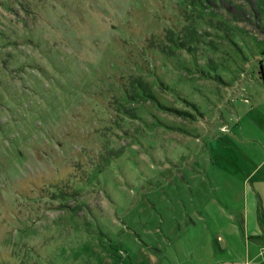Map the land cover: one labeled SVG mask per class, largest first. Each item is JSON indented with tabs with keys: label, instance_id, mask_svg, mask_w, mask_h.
<instances>
[{
	"label": "rangeland",
	"instance_id": "obj_1",
	"mask_svg": "<svg viewBox=\"0 0 264 264\" xmlns=\"http://www.w3.org/2000/svg\"><path fill=\"white\" fill-rule=\"evenodd\" d=\"M264 144V0H0V264H215Z\"/></svg>",
	"mask_w": 264,
	"mask_h": 264
},
{
	"label": "crops",
	"instance_id": "obj_2",
	"mask_svg": "<svg viewBox=\"0 0 264 264\" xmlns=\"http://www.w3.org/2000/svg\"><path fill=\"white\" fill-rule=\"evenodd\" d=\"M258 151L243 157L249 171L241 180L239 203L230 210L235 220L209 218L220 227L214 253L211 246L206 252L207 257L220 253L215 264H264V144Z\"/></svg>",
	"mask_w": 264,
	"mask_h": 264
},
{
	"label": "built area",
	"instance_id": "obj_3",
	"mask_svg": "<svg viewBox=\"0 0 264 264\" xmlns=\"http://www.w3.org/2000/svg\"><path fill=\"white\" fill-rule=\"evenodd\" d=\"M262 254H263V257H264V249L262 250Z\"/></svg>",
	"mask_w": 264,
	"mask_h": 264
}]
</instances>
